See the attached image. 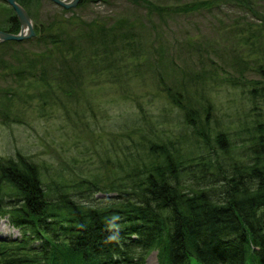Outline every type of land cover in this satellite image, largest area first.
Instances as JSON below:
<instances>
[{"label":"trees","instance_id":"obj_1","mask_svg":"<svg viewBox=\"0 0 264 264\" xmlns=\"http://www.w3.org/2000/svg\"><path fill=\"white\" fill-rule=\"evenodd\" d=\"M32 1L42 0L18 1L31 18ZM93 1L98 0H82L79 7ZM227 1L250 6V12L258 19L259 26L242 21V27L237 28L240 42L253 46L262 43L264 13L257 12L251 0ZM137 2L133 0L134 4ZM209 5L207 1L199 5L193 3L180 11L186 14L210 12L212 6ZM152 7L162 21L169 16L171 8ZM145 9L147 15L154 13L150 6ZM10 11L7 10L5 27L0 29L19 33L20 23L13 10ZM61 12L70 13V10L62 8ZM65 21V24L70 23ZM58 24L60 20L55 23ZM133 25L126 19L117 21L115 26H109L108 21L96 22L83 25L80 31L77 27L74 32L64 29L61 33L55 32L54 24L50 23L36 28L38 36L31 40L0 44V77L5 81H20L29 68L30 72L38 66L40 69L38 60L42 58L49 60L52 67L48 73L50 78L41 69L37 76L41 80L38 84L52 95L47 93L49 98L35 93L27 96L31 99L35 95L40 102V107L33 112L37 122L41 119L45 123L44 135L40 138L44 150L38 153L32 146L22 145L9 155L0 152V217H7L21 233L17 239L0 240L2 262L19 264L32 258L44 264H145L141 255L130 248L135 244L157 250L159 264H264V64L259 66L262 84L245 80L246 74L255 67L238 56H234L238 67L246 66L242 72L228 73L223 69V76L218 78V74L204 72L199 67L200 73L194 71L189 75L179 57L165 53L158 38L159 45L145 56L157 65L151 72L152 78L168 67L183 73V82L178 87L164 85V77L160 75L155 83L159 89H166L170 106L177 112L173 122L180 130L154 127L156 121L151 115L154 111L139 107L138 115L142 118L134 120L133 133L117 135L124 142L116 157H101L93 172L74 171L78 169L75 163L79 158L83 165L86 155L93 154L88 147L97 141L100 122L93 119L95 113L90 107L84 112L88 105L81 86L86 83L78 85V77H85L88 70L80 71L82 61L72 58L75 53L65 50L66 43L71 41L68 38L86 31L95 34L91 57L101 62L100 70L111 71L115 67L112 56L116 51V46L110 47L114 45L112 41L121 39L118 36L122 35V30L130 37ZM155 33L159 37V33ZM195 40L197 38L187 39L188 55H191L188 62L198 58L202 67L206 61L209 70L216 72L220 63L214 60L217 54L214 48H206ZM83 53L81 49L80 54ZM263 59L262 54L258 60ZM87 62L93 77L96 64L90 59ZM107 63L110 64L107 66ZM116 68L118 70L120 65L116 64ZM188 76L193 77L188 79ZM188 80L195 86L207 81L215 91L223 87L241 90L249 106L248 112L220 116L211 96L213 93L201 91L199 98H194L191 89L188 90ZM29 89L35 90L28 86ZM17 92L19 99L24 98L25 92ZM147 95L149 102L156 97L150 92ZM22 109H27L25 104ZM2 116L3 129L15 124L6 121L7 112ZM31 123L35 122L27 116L25 125L19 122L24 128ZM81 135L86 136L85 147L75 143L73 159L55 163L46 157L50 149L71 151L72 141H78ZM152 135L166 139L159 144L152 140ZM107 141L112 145L110 139ZM141 152L143 157L138 155ZM196 193L198 197L194 196ZM212 245L218 246L224 257L199 254L209 252Z\"/></svg>","mask_w":264,"mask_h":264},{"label":"rangeland","instance_id":"obj_2","mask_svg":"<svg viewBox=\"0 0 264 264\" xmlns=\"http://www.w3.org/2000/svg\"><path fill=\"white\" fill-rule=\"evenodd\" d=\"M42 1L30 2V11L33 16L32 20L35 29L42 26L47 27L52 23L55 26V32L61 31L62 33L64 29L69 32H74L77 27L79 28L78 31H80V29L82 30L85 24H93L96 22L105 23L108 21L109 26L111 24L115 26L117 21L124 19L134 24L133 34L130 35L131 38L126 37V35L123 34L125 30H122V35L120 34L118 36V38L121 39L112 41L114 45L110 47L116 46V51H113L112 60L114 61L112 62H114L115 67H113L111 71L100 70L98 65L101 62L91 57L94 50L91 41L96 38L95 34L86 31L80 36L76 35L69 37L68 39H71V41L66 43L65 50L70 53H75V56L71 55L72 58L78 57V60L82 61L81 67H79L80 71L84 68L88 70L84 73V75H86L85 77H78L80 78L78 80V85L86 83L84 87L81 86L82 91H84V93L86 92L85 95L88 105L84 112L90 107L95 113V118L93 119L100 122L99 127H97V131L99 130L97 137L95 136L97 141L95 144L92 146L89 145L88 147V150H93V154L86 155L87 158L84 159L87 161L83 165L80 164V158L76 161L75 167L78 168L74 169L76 172L82 170L93 172L95 168L99 166V159L101 157L113 159L118 155V151H120L121 146H123L122 143L124 140L120 141L121 138L117 135L121 133L124 135L133 133L134 120L142 118L138 115L137 108L139 109V107L154 111L151 115L154 117L153 120L156 121L155 123H158L156 125L154 123V127L169 126V128L175 132L180 130L173 122L177 116V112L174 107L170 106L171 102L166 97V89H159L158 85H155V83L160 77H164V80L161 79L164 85L168 86L171 84L174 87H178L183 82V73L177 71L178 69L168 67L163 71L165 74L159 72L155 78H152L154 74L151 75V72L157 69V65L150 62L149 58L145 56L150 49L159 45L158 38H160V43L165 53H173L171 55L179 57L180 64L185 67L186 74L193 75L194 71L200 73L201 70H199V67L203 69L204 72L209 73V71H211V74L215 76L218 74V78L223 76L221 72L223 69L227 70L228 73L242 72L246 66L238 67L236 64L237 60L234 57L238 56L240 58H245L247 62L251 64V67H255L254 71L246 74L245 80L252 82L255 80L256 82L263 81V75L262 72H260L259 66L260 64H264V59L262 62L259 60L262 54L264 55V41L254 46L251 44L243 45L237 33V28L242 27L243 20V23L253 22L259 26L257 17L250 12L251 7H243L245 4L242 2L233 1L232 3H228L229 1L226 0L223 1V4L219 0H138V2L134 4L133 0H98L85 3L80 7L78 5L74 10H70V13H62L61 7L48 0ZM204 1L210 2L209 6H212L210 12L201 11L194 14H186L180 11L187 5H192L193 3L199 5ZM148 3H151L155 7L171 8L166 20L162 21L157 15L158 12ZM251 3L254 5V9L257 12L260 11L264 13V0H251ZM149 6L154 11L152 15H147V10L145 8H149ZM9 9L12 11V8L8 4L0 0V22H5L4 24L0 23V27H5L6 21L8 20L7 10ZM65 19L69 20L70 23L65 24ZM58 20H60V24L55 25ZM155 32L159 33V37H156L157 34ZM36 36H38L37 31ZM188 38H197L195 41H200V44L204 45L206 48H214V51L217 53L214 55V60L220 63V65L216 67L218 68L216 72L209 70L210 68L206 61L202 67L198 58L188 62V57H191V55H188L189 46L186 44ZM112 39L113 37H111V40ZM81 49L84 51L83 54H80ZM150 52H152V50ZM250 53L251 57L249 56ZM249 57L250 59L248 60ZM166 58L164 59V63H166ZM218 58H220V60ZM89 59L93 60L92 63L96 64L93 65L96 69L93 77L91 76L92 70L89 69V63L87 62ZM95 60L98 63H96ZM38 61L41 62V71L43 70L50 78V74H48L52 70L50 61L45 58ZM108 64L110 63L106 65L108 66ZM116 64L120 65L118 70ZM38 67H35L32 72H30L31 69L29 68L28 74L23 75V79L20 81H17V79H8L9 81H5L0 77L1 153L9 155L11 151L14 152L17 146L20 147L22 145L32 146L33 150L38 151V153L44 150V144L42 146L40 138L44 135V130L42 129L45 123L41 119L37 122V116L33 112L37 107H40V102L35 95H33L31 99L27 97L31 93L46 95V98L50 97L51 93L47 92V89L38 84L41 82L37 77L41 73ZM116 75L118 76L115 77ZM192 77L193 76H188V79H192ZM83 78L86 79L83 80ZM91 81L93 82L91 83ZM240 82L243 84V79H241ZM188 83L190 86L188 90L189 88L191 89V95L194 98H199L201 91L207 94L213 93L211 96L220 116H227L229 114L232 117V115L237 116L236 113L244 114L248 112L249 106H246L247 102L245 101V97L243 98L241 90L237 92L228 87H223V89L215 91L216 88L213 89L208 86L207 81L204 82L203 85L197 84L196 86L193 85V81L189 82L188 80ZM43 84L46 85L44 82ZM51 85L55 87V84ZM28 86H30V88H35V90H28ZM18 90L20 92H25L24 98L20 97L19 99L20 94H18ZM148 92L156 94L155 99L151 102H149L150 97L147 95ZM47 93L50 94L48 95ZM18 99L22 102H19ZM31 101L33 106L30 107L29 102ZM23 102L27 109H22L24 105ZM5 112L9 115L6 121H12V123L15 124H13L11 128L3 129L1 127L3 124L1 118ZM81 112L82 110L80 113ZM26 116L32 117V122L34 121L35 123H31V125H28L29 127L24 128V126H20L22 124H19V122L25 125ZM157 116L160 117L158 120L156 119ZM162 121L163 123H161ZM89 129L91 131V128ZM145 130L148 131L149 129L145 127ZM85 137V135H81L78 141H72L70 146L71 151L70 149L64 152L50 149L46 157L50 158L55 163L60 160L67 162V160L73 159L75 155L72 149L73 147L74 149L77 148L75 143H78L80 147H85ZM115 137L119 141L115 142ZM135 137L136 135L134 138ZM109 139L112 141V145L107 141ZM46 149L49 150L48 147ZM52 151L54 153H52ZM78 151L81 152L82 149ZM87 164L89 165L85 166ZM59 241L61 242V240Z\"/></svg>","mask_w":264,"mask_h":264},{"label":"water","instance_id":"obj_3","mask_svg":"<svg viewBox=\"0 0 264 264\" xmlns=\"http://www.w3.org/2000/svg\"><path fill=\"white\" fill-rule=\"evenodd\" d=\"M16 13V17L20 23L19 33H11L0 29V43L16 42L22 43L36 37L35 26L32 18L25 10V8L18 2L19 0H2ZM53 4L64 8L65 10H72L78 7L82 0H48Z\"/></svg>","mask_w":264,"mask_h":264},{"label":"bare ground","instance_id":"obj_4","mask_svg":"<svg viewBox=\"0 0 264 264\" xmlns=\"http://www.w3.org/2000/svg\"><path fill=\"white\" fill-rule=\"evenodd\" d=\"M12 8V7H11ZM25 8V7H24ZM64 9V8H63ZM15 16H16V13L14 11V9L12 8ZM25 10L28 12V10L25 8ZM29 14V12H28ZM159 141H158V140ZM166 139V137H162L161 135H152V140H156L155 142H159V144H162V142ZM156 145V148H154V151H156L158 145ZM186 146V145H185ZM187 148H188V145H187ZM168 150V149H167ZM156 153V152H155ZM138 155H141L142 157L144 156L143 153H139ZM194 189L196 190V185H193ZM192 194V193H191ZM201 194V193H200ZM194 196H197L198 197V193L194 194ZM65 228V227H63ZM68 228V227H66ZM19 228L13 224L7 217H0V240H4L5 238H7L8 236L12 235L11 233L9 232H16L15 230H18ZM69 229V228H68ZM72 233V232H71ZM71 236L75 235L74 233L71 234ZM246 238V237H245ZM120 241H117V243H119ZM145 247V246H144ZM141 248L135 244H132L130 248L132 249H135L137 251L138 254L141 255V257L147 261V264H159V262L155 259H156V250L155 249H146V248ZM219 247L216 246V245H212L210 247V249L208 250L209 252H205V251H200L199 254H202V255H206V254H214L215 256H217L218 258L220 257H224V255L219 251ZM145 251H149L147 253H145ZM132 252H135L134 250H132ZM1 254V253H0ZM208 256V255H207ZM154 257V258H152ZM3 261V258L1 257L0 255V264H6L5 262H2ZM19 264H44V263H40L38 262L37 260L35 259H28V260H25Z\"/></svg>","mask_w":264,"mask_h":264}]
</instances>
